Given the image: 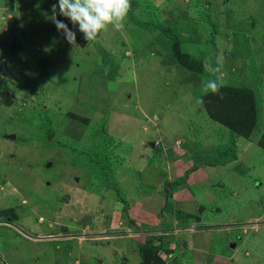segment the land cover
I'll return each mask as SVG.
<instances>
[{"label":"rangeland","instance_id":"374dc122","mask_svg":"<svg viewBox=\"0 0 264 264\" xmlns=\"http://www.w3.org/2000/svg\"><path fill=\"white\" fill-rule=\"evenodd\" d=\"M53 4L0 0V264H138L137 237L152 228L128 220V202L166 190L167 163L183 155L217 171L197 208L187 203L201 222L178 238L173 222L155 231L167 232L154 241L165 264H264V0H131L122 30L76 35L75 47L49 19ZM157 18L207 70L219 57L223 84L260 91L250 137L210 117L206 79L144 26ZM217 220L223 230L193 233Z\"/></svg>","mask_w":264,"mask_h":264},{"label":"trees","instance_id":"16d2710c","mask_svg":"<svg viewBox=\"0 0 264 264\" xmlns=\"http://www.w3.org/2000/svg\"><path fill=\"white\" fill-rule=\"evenodd\" d=\"M143 24L147 29L151 31L159 29L163 35L167 36L169 39V51L166 58L169 61H172L181 68L199 73L206 79V81L212 80L219 83V73H213L207 70L202 63L192 59L188 53L182 50L181 43L185 38L179 36L174 27L159 18L148 23L150 25H147V23ZM261 97L262 95L260 91L257 88L252 87V85L244 84L233 86L223 84V87H221L216 94L209 92L202 97V100L204 101L206 109L212 119L224 124L233 133L247 138L251 136L252 132L259 125ZM8 102L11 103V99H8ZM216 162L219 163L220 161ZM192 170H194V168H191V170L188 169L183 176L170 182L169 187L164 191L167 197V202L163 209L166 212H171L174 209L170 190L187 183L189 174ZM182 227L190 226L182 224ZM160 236L164 235L161 233H149L146 237L140 236L137 239L142 264H165L164 256L168 252L164 250L160 242H154L158 240V237ZM171 247L173 249V245Z\"/></svg>","mask_w":264,"mask_h":264},{"label":"crops","instance_id":"0c3cea01","mask_svg":"<svg viewBox=\"0 0 264 264\" xmlns=\"http://www.w3.org/2000/svg\"><path fill=\"white\" fill-rule=\"evenodd\" d=\"M169 144L174 145L171 142H169ZM186 156L187 155L178 156L174 162L169 161L167 163L169 164L168 166H170V168L175 171V173L173 171L168 170L166 174L164 175V181L173 182L176 178L183 176L189 168H192L194 163L192 162L191 158H188ZM170 158H172V156L169 157V159ZM187 160H189L190 162L186 164ZM216 171L217 170L215 169V167H212L209 165H198L189 174L187 183H185L184 185H179L176 188L170 190L172 194V199H173L172 200L173 206L176 205L177 207H179L181 204L180 210H177L174 206V211L180 212L185 218H187V220H180L179 218H177L178 216L175 217L170 214L165 215L166 211L163 210V208L167 202V197L164 192L165 189L162 188V186L159 187L157 190H155L154 193L141 194L140 198L133 202L132 200L131 202L129 200L128 213H127L129 215L128 220H132L133 225L140 226V227L147 226V227L152 228L149 233H157L155 231H158L161 229L166 230L167 228L165 227V225L168 226L169 224H171V222L173 223L170 227L168 226V228L172 229V226H173L175 227V229H177L176 238H178L179 234H182L178 232H183V231L189 232V230L191 229L189 230L185 229L189 227H182V223H185L188 226L195 225L197 222H201V220L197 221L201 217L196 214L195 208H192V206L188 207L187 203L194 202L197 208L198 204L201 203V201L199 202L198 197H200V199H202L203 197H206L207 191L204 185L206 184V182H209L211 173L216 172ZM158 184L161 185L160 183ZM193 186H198V189L200 191L203 190V193L201 195H197L195 190L192 188ZM144 194H147V195L144 196ZM203 209L205 210V208ZM175 212L172 214H175ZM150 216H153V220L147 223V220H149ZM124 220H127V219H124ZM124 220L122 219L121 221H124ZM205 222L209 224L199 225V228L196 229L193 233H205V232L214 233L215 231L223 230L220 228V226L227 224L224 222H219L218 220L216 222H213V221H205ZM163 225L164 227H162ZM140 230L144 231L143 229H140ZM149 233H146L144 235L147 236ZM144 235H140V236L146 237ZM140 236H138L137 238H139ZM195 247H196L195 249L198 250L199 246H196L195 244ZM136 249H138V254H139L138 246L136 247ZM219 256H222V255H219ZM194 257L196 259L194 261V264H205L203 263V260H201L202 256L200 257V255L197 256L195 254ZM214 259L219 260L218 258H214ZM220 260L221 261L218 262V264H222L223 261H226L225 259L224 260L220 259ZM141 261H142V258L139 254L138 264ZM208 261H209L208 264H216V262H214L213 260L212 261L208 260Z\"/></svg>","mask_w":264,"mask_h":264},{"label":"clouds","instance_id":"9594fccd","mask_svg":"<svg viewBox=\"0 0 264 264\" xmlns=\"http://www.w3.org/2000/svg\"><path fill=\"white\" fill-rule=\"evenodd\" d=\"M130 9L131 0H58V7L56 4L52 5V15L49 19L64 35L67 42L75 47L77 45L76 32L59 20L58 15L70 20L73 28L82 33L83 38L90 42L95 41L101 32L108 29L109 25L114 26L116 30H122ZM217 64L215 72L219 73V83L207 80L202 87L204 94L209 92L216 94L223 87L224 73L221 71L223 65L219 57ZM157 233L167 234L162 231ZM172 255L174 254L171 253L170 256Z\"/></svg>","mask_w":264,"mask_h":264},{"label":"water","instance_id":"95a60500","mask_svg":"<svg viewBox=\"0 0 264 264\" xmlns=\"http://www.w3.org/2000/svg\"><path fill=\"white\" fill-rule=\"evenodd\" d=\"M65 18V17H64ZM66 19V18H65ZM67 20V22L69 23V25H70V27L72 28V30L73 31H75L76 32V35L78 36V38L81 40V42L83 43V44H87V43H89L88 41H86L84 38H83V35H82V33H80L79 31H77L75 28H73V25L71 24V22H70V20H68V19H66ZM3 72H4V68L2 67V66H0V79H1V77L3 76ZM120 72H122L121 70H120ZM92 216L91 215H87V216H85L83 219H82V222L83 221H89V222H92Z\"/></svg>","mask_w":264,"mask_h":264},{"label":"built area","instance_id":"2783aa9c","mask_svg":"<svg viewBox=\"0 0 264 264\" xmlns=\"http://www.w3.org/2000/svg\"><path fill=\"white\" fill-rule=\"evenodd\" d=\"M174 231L176 232V231H177V229H174Z\"/></svg>","mask_w":264,"mask_h":264}]
</instances>
